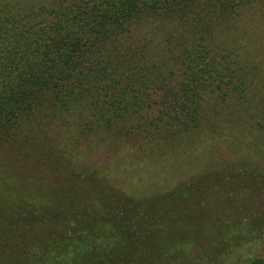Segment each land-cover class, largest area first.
<instances>
[{"label": "trees", "instance_id": "1", "mask_svg": "<svg viewBox=\"0 0 264 264\" xmlns=\"http://www.w3.org/2000/svg\"><path fill=\"white\" fill-rule=\"evenodd\" d=\"M209 99L247 105L256 121L253 106L264 101V0H0V146L24 142L43 160L56 154L66 162L61 157L74 156L76 139L66 153L55 148V134L41 130H197ZM8 157L0 153L2 189L22 177L4 164ZM85 186L72 187L83 198L76 212L93 209ZM92 191L110 209L103 207L99 221L81 212L62 217L60 240L23 212L31 194L12 213L0 194V264H145L151 240L155 252L165 251L157 242L160 215L145 227L139 201L124 206L104 188ZM184 227L175 254L194 243ZM21 229L40 237L37 244L12 242ZM61 250L66 259L53 260Z\"/></svg>", "mask_w": 264, "mask_h": 264}, {"label": "rangeland", "instance_id": "2", "mask_svg": "<svg viewBox=\"0 0 264 264\" xmlns=\"http://www.w3.org/2000/svg\"><path fill=\"white\" fill-rule=\"evenodd\" d=\"M262 102L253 106L258 110L253 122L247 105L235 101L216 104L211 99L204 101L197 117V122L200 121L197 130H41L55 134V148L66 153L71 151L69 139H76L79 145L74 156L61 157L66 162L56 154L43 160L42 152L30 153L32 147L24 142H5L0 146V153L9 155L4 164L14 173L29 177H18L19 183L14 180L7 188L0 187V194H5L8 203L14 206L5 210L17 211L18 198L31 194L23 212L32 214L35 224L41 219L44 223L41 227L51 231L48 233L51 240H60L63 228L59 219H71V213L81 212L75 208L82 205L83 198L76 196L80 192L74 193L72 187L104 188L124 200V206L139 201L137 209H142L147 218L145 227L153 214L161 216L163 226L157 242L165 251L155 252L151 240L150 249L144 253L145 264L264 263ZM183 121L195 120L183 116ZM110 134L118 136L110 137ZM19 151L22 154L16 153ZM20 183H27L24 189L14 188ZM92 190L88 193L93 194L88 196L92 198L93 209L82 211L81 217L95 215L93 221H99V212H106L103 207L110 209L112 203L100 205L99 191ZM33 194L36 199L31 197ZM107 199L100 198L104 202ZM55 203L60 204V209ZM44 205L48 206L45 214ZM166 214L174 218L162 220ZM130 218L128 214L127 227ZM71 226L69 223L67 229ZM184 226L192 228L189 235L193 238H189L194 243L175 254L180 249L177 244L187 238L177 239ZM165 231L168 236L164 235ZM39 238L21 229L12 242L24 243L25 247L37 244ZM127 243L130 245L128 240ZM32 254L34 259L43 257L38 252ZM138 256L135 254L132 259ZM56 258L65 260L66 256L61 250L52 259Z\"/></svg>", "mask_w": 264, "mask_h": 264}]
</instances>
